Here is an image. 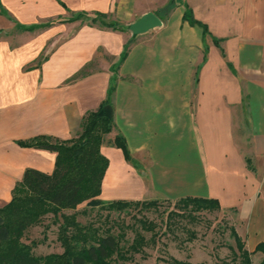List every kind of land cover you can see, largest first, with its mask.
Wrapping results in <instances>:
<instances>
[{
  "label": "crops",
  "instance_id": "1",
  "mask_svg": "<svg viewBox=\"0 0 264 264\" xmlns=\"http://www.w3.org/2000/svg\"><path fill=\"white\" fill-rule=\"evenodd\" d=\"M185 2L208 36L183 19V6L133 35L70 19L102 12L128 26L137 0H0V206L26 169L55 168V151L19 141L76 137L113 84L99 198H215L234 211L248 250L264 242V0Z\"/></svg>",
  "mask_w": 264,
  "mask_h": 264
},
{
  "label": "trees",
  "instance_id": "2",
  "mask_svg": "<svg viewBox=\"0 0 264 264\" xmlns=\"http://www.w3.org/2000/svg\"><path fill=\"white\" fill-rule=\"evenodd\" d=\"M170 8L155 13L165 18L177 6L184 7L183 19L191 25L203 28L204 37L210 34L208 26L195 18L192 8L185 0H170ZM90 18L92 23L120 30H129L118 22H108L106 15L96 12L92 16L86 12L75 15L70 20ZM218 45L219 40L214 38ZM126 45L119 64L128 55ZM115 86L109 88L106 99L95 111L87 113L82 121L80 133L71 139L60 140L48 135H39L29 140L19 141L25 147H40L57 153L55 168L51 174L28 168L23 178L13 190L12 199L0 206V264H129L134 255L142 253L148 240L136 231L133 241L125 244L126 230L118 231L112 224L107 226L94 221L83 224L78 220V207L87 206L111 211H127L133 205L147 208L158 204V200H102V183L109 166V158L102 152L104 137L114 127V106L112 94ZM114 143L120 147L127 160L132 161L125 137L117 134ZM181 216H192L201 211L221 210L218 199L208 197H184L176 201ZM74 210L69 213L67 211ZM83 209L81 213H86ZM52 215V223L57 225V240L62 252L38 254L35 248L40 241H27L31 228L41 224L45 217ZM142 227L152 230L153 226L142 221ZM50 225L45 226L49 229ZM231 235L236 248L231 247L229 264H252V255L264 254V242L254 251L246 247V242L235 228ZM170 264H191L176 258L167 260ZM260 264H264V258Z\"/></svg>",
  "mask_w": 264,
  "mask_h": 264
},
{
  "label": "rangeland",
  "instance_id": "3",
  "mask_svg": "<svg viewBox=\"0 0 264 264\" xmlns=\"http://www.w3.org/2000/svg\"><path fill=\"white\" fill-rule=\"evenodd\" d=\"M170 0H137L136 18L142 12L160 10L162 14L170 7ZM132 21V22H134ZM12 31H16L15 28ZM4 33L0 34V36ZM5 35H9L7 32ZM34 35H37L34 32ZM45 53L40 55L33 65L42 61ZM87 209L86 213H81ZM78 220L83 224L94 221L96 224L107 226L112 224L115 231L122 226L126 230V245H129L136 231L145 235L148 243L142 253L134 255L129 264H170L167 260L176 258L189 261L191 264H229L232 257V248H236L235 240L231 235L232 228L238 231L239 220L234 211L217 210L201 211L192 216H181L176 201L160 199L158 204L147 208L142 205H133L127 211H107L99 206L90 208L86 202L78 209ZM69 213L74 210L67 211ZM52 215L44 218L43 222L29 230L27 241L37 240L40 244L35 248L38 254L62 252L57 240V225L52 223ZM153 226L152 230L142 227L143 222ZM49 224V229L45 226ZM244 239V237L242 236ZM264 254L252 255V264H260Z\"/></svg>",
  "mask_w": 264,
  "mask_h": 264
},
{
  "label": "water",
  "instance_id": "4",
  "mask_svg": "<svg viewBox=\"0 0 264 264\" xmlns=\"http://www.w3.org/2000/svg\"><path fill=\"white\" fill-rule=\"evenodd\" d=\"M163 25V21L155 12L149 11L141 15L136 21L132 22L129 30L133 35L146 33L152 29Z\"/></svg>",
  "mask_w": 264,
  "mask_h": 264
}]
</instances>
